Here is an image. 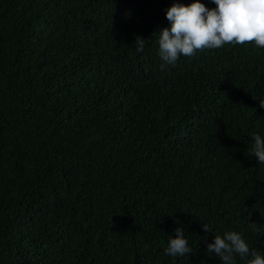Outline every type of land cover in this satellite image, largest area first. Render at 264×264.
<instances>
[{
	"label": "trees",
	"instance_id": "obj_1",
	"mask_svg": "<svg viewBox=\"0 0 264 264\" xmlns=\"http://www.w3.org/2000/svg\"><path fill=\"white\" fill-rule=\"evenodd\" d=\"M194 2L0 0V264H222L226 232L264 257V49L162 69ZM181 226L194 254L166 255Z\"/></svg>",
	"mask_w": 264,
	"mask_h": 264
},
{
	"label": "clouds",
	"instance_id": "obj_2",
	"mask_svg": "<svg viewBox=\"0 0 264 264\" xmlns=\"http://www.w3.org/2000/svg\"><path fill=\"white\" fill-rule=\"evenodd\" d=\"M217 6L209 10L197 2L189 6L173 5L166 13L171 27L161 30L158 39L159 57L165 66H174L181 56L192 57L203 49H219L224 45L254 44L264 49V0H212ZM143 50V45L137 49ZM264 107V102H260ZM252 155L264 163V139L254 135ZM205 232L208 226L203 225ZM175 238H171L165 254L183 257L194 254L188 247L183 226L175 229ZM207 253H214L222 264H235L234 256L247 259V264H264L257 249L250 248L236 232H226L214 237L207 245ZM249 256H251L250 259Z\"/></svg>",
	"mask_w": 264,
	"mask_h": 264
}]
</instances>
